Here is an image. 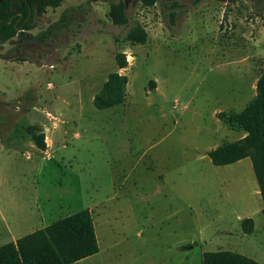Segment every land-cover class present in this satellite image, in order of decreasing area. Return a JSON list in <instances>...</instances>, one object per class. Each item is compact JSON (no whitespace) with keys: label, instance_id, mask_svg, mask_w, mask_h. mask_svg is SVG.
Masks as SVG:
<instances>
[{"label":"rangeland","instance_id":"obj_1","mask_svg":"<svg viewBox=\"0 0 264 264\" xmlns=\"http://www.w3.org/2000/svg\"><path fill=\"white\" fill-rule=\"evenodd\" d=\"M110 1L62 0L0 46V245L87 208L98 251L71 264H199L217 249L264 264L250 158L207 155L245 134L220 113L257 95L263 11L252 0H122L128 25L146 32L131 43L115 39L128 26L111 22ZM112 72L127 78L121 101L100 107Z\"/></svg>","mask_w":264,"mask_h":264},{"label":"trees","instance_id":"obj_2","mask_svg":"<svg viewBox=\"0 0 264 264\" xmlns=\"http://www.w3.org/2000/svg\"><path fill=\"white\" fill-rule=\"evenodd\" d=\"M62 0H0V46L21 38L34 27V19L46 7L54 6ZM144 5H152L156 0H140ZM264 13V0H252ZM175 12L170 10V21L174 22ZM109 16L116 25L128 26L116 40L143 43L146 32L138 21L128 25L125 5L122 0L109 2ZM61 16L58 23L33 35L32 38L44 41L50 36L52 28L64 25ZM118 68L127 65L123 52L115 54ZM125 75L117 72L109 74L99 97L95 100L100 107L110 106L121 101ZM257 95L241 111L229 114L220 113L229 123L240 126L245 134L237 139L222 142L209 149L207 155L214 165H226L241 158L249 157L257 182L258 191L264 200V69L256 82ZM100 95H106L101 97ZM241 231L251 233L254 221L244 217L240 221ZM98 243L87 208L58 218L49 224L26 233L15 240L0 245V264H71L79 259L95 254ZM165 264V263H156ZM199 264H260L257 260L229 249L204 251Z\"/></svg>","mask_w":264,"mask_h":264},{"label":"crops","instance_id":"obj_3","mask_svg":"<svg viewBox=\"0 0 264 264\" xmlns=\"http://www.w3.org/2000/svg\"><path fill=\"white\" fill-rule=\"evenodd\" d=\"M258 193H259V191H258Z\"/></svg>","mask_w":264,"mask_h":264}]
</instances>
